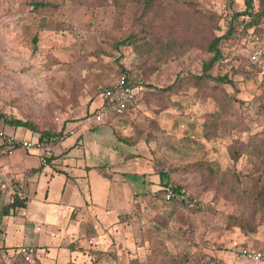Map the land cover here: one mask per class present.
I'll return each mask as SVG.
<instances>
[{"label":"rangeland","instance_id":"374dc122","mask_svg":"<svg viewBox=\"0 0 264 264\" xmlns=\"http://www.w3.org/2000/svg\"><path fill=\"white\" fill-rule=\"evenodd\" d=\"M31 1L36 0H0V114L28 120L45 131L64 133L74 127L80 136L52 146L55 157L48 167L37 170L35 208H19L11 214L24 228L0 236V264H128L134 258L146 261L151 246L185 255L186 264H258L241 254L243 248L264 247V206L247 197L246 181L241 178L225 188L219 181L180 170L186 163L207 160L229 173L247 171L245 156L235 162L232 149L264 130V76L246 60L248 32L220 45L223 58L211 73L233 81L221 86L228 98L222 106L208 90L189 86L174 94L158 90L179 75L200 73L210 53L200 47L196 34L154 22L162 27L160 34L192 41L182 53L163 59L130 45L114 48L117 40L139 31L146 22L139 0H98L89 6L54 0L59 9L50 19L63 21L69 26L65 30L44 28L43 14L31 10ZM196 1L219 15L217 35L235 12L244 9L243 0ZM239 20L247 23L249 18ZM243 31L238 26V34ZM254 32L264 37V18ZM121 69L142 74L133 111L122 117L110 115L105 124L88 128L83 120L100 110L102 88ZM236 69L247 73L237 75ZM12 131L17 137L31 138V131L5 126L0 120L3 135ZM76 140L78 144L69 147ZM16 150L12 155H17ZM84 162L102 165L88 174L87 189L80 178H69V172L79 173ZM13 169L21 174L23 164ZM158 171L166 172L162 182ZM67 181L73 183L64 188ZM164 184L183 188L192 205L176 209L175 202L165 201ZM27 187L33 190L30 183ZM85 206L92 215L95 207L99 215L105 211L108 217H98L103 229L93 241ZM72 212L84 220L79 237L65 244L64 229ZM116 213L122 216L118 223L105 227L106 220H117ZM244 219L253 232L234 222ZM21 244L37 245L33 261L15 255Z\"/></svg>","mask_w":264,"mask_h":264},{"label":"trees","instance_id":"16d2710c","mask_svg":"<svg viewBox=\"0 0 264 264\" xmlns=\"http://www.w3.org/2000/svg\"><path fill=\"white\" fill-rule=\"evenodd\" d=\"M96 1L98 0H71V2L74 4L87 6ZM256 1L258 8L257 10H254L255 0H243L244 9L242 11L235 12L232 15V18L225 31L222 34L217 35L216 31L220 30V26L218 24L219 15L213 11L201 8L196 0H139L138 2L140 3L141 9L140 15L146 18V22L143 23L139 31L135 33H129L128 35L117 40L114 43V48H119L120 45H130L136 48L137 51H147L150 52L149 54L156 53L160 56V59H163L166 55L173 52L182 53L187 48H189V46L192 44V41L186 38L179 40V37L176 35H162L158 31V29L162 27L159 25H154V22L180 27L186 32L196 34L200 37V47L204 48L206 52L210 53V56L206 58L201 64L200 73L187 72L179 75L171 83L167 84L166 86L159 87L158 90L165 94L177 93L187 86L194 87L198 90H208L210 91L212 97L216 99V101L219 100L217 101L219 104L226 106L228 103V98H224L225 92L221 86L224 84H232L233 81L227 75L214 76L212 75L211 71L214 65L223 58L220 49L222 42L229 41L232 38L244 37L247 32L249 34L251 31L254 34H257L254 32V30L259 21L264 18V0ZM29 5L32 11H37L40 14H43L41 18V24L44 28L54 30L69 29V26L63 21L53 22L50 19L52 16L51 14L59 9L58 2L54 0H36L31 1ZM241 16H247L249 21L247 23H243V21L239 20ZM240 25L244 31L241 34H238L237 28ZM251 28L252 30H250ZM36 41L37 35L34 34L32 37V42L36 43ZM245 56L249 65H251L252 68H255V70L258 71L263 77L264 67L251 64L248 60L247 51ZM123 71H125V69H121L120 73ZM235 73L237 75H242L243 73H247V71L245 69H236ZM113 82L102 88L101 103H104L102 93ZM103 106L104 104L101 107ZM101 107H99V109ZM132 111L133 108L128 109L123 114L112 115L116 117H122L128 113H131ZM0 120H2L5 126H10L13 128L22 127L26 130H29L35 136H37L39 140L43 141H48L53 136H60L62 134V131L55 132L40 130L33 122L19 118L6 117L4 114H0ZM18 148L19 146L9 145L5 143L3 139H0V149L9 152ZM232 154L235 162L238 161L241 155L245 156V163L248 165L247 171L245 173L242 174L241 172L235 170H233L231 173H229L230 171H222L218 167H215L211 161L207 160H198L186 163L180 167V170H182V172L191 171L198 173L205 180L219 181V183H221L225 188L229 187V184L232 182L241 181L242 178L248 184V188L246 190L247 197L253 198V202H259L264 206V130L254 133L246 143H243L242 145H234ZM51 159L52 156L47 159V164H49ZM42 165L43 164H41V166ZM165 173L164 171L157 172L161 182L163 177L166 176ZM164 186L163 194H165L169 189L172 190L174 194L185 195L186 193L185 190L179 186L167 187V184H164ZM169 201L175 202L176 209L192 205L190 197H187V203L176 198H171ZM25 206L26 198L22 197L19 186L13 183V192L11 193L10 202L5 204L3 207H0V215L9 216L13 214L16 209L24 208ZM175 207L173 208L174 211L176 210ZM119 217L121 218L122 216L119 215ZM234 222H236L238 227L246 230L247 232L254 231V227L247 219ZM255 250L264 251V247L256 248ZM16 251L17 248L15 250V255L18 256ZM186 258L187 257L185 255L180 253L173 254L168 252L165 248L151 246L146 261L140 262L134 258L130 259L128 264H186Z\"/></svg>","mask_w":264,"mask_h":264},{"label":"built area","instance_id":"2783aa9c","mask_svg":"<svg viewBox=\"0 0 264 264\" xmlns=\"http://www.w3.org/2000/svg\"><path fill=\"white\" fill-rule=\"evenodd\" d=\"M247 39L250 44V47L247 48L249 62L264 67V37L254 34L251 31ZM142 85L143 81L140 71H130L128 69L123 71L102 93L104 103H101L100 107L103 104L104 106L96 113L86 116L83 124L86 126L105 124L108 116L112 114H123L128 109H132L136 103V94L142 89ZM74 133L75 131L73 129H67L60 136H53L50 140L43 141L37 137L35 139H24L6 133L3 135L0 132V139H3L9 145H17L24 151L38 152L41 164L46 165L47 159L52 155V146ZM4 153L8 152L0 149V154ZM14 182L15 177L0 167V194L11 189ZM171 198L183 200L186 203L188 202L185 195L174 194L169 189L163 194V199L169 201ZM16 253L22 261L31 262L37 254V248L31 245H20L17 247ZM241 254L248 261L264 264V251L243 248Z\"/></svg>","mask_w":264,"mask_h":264},{"label":"crops","instance_id":"0c3cea01","mask_svg":"<svg viewBox=\"0 0 264 264\" xmlns=\"http://www.w3.org/2000/svg\"><path fill=\"white\" fill-rule=\"evenodd\" d=\"M94 126H96V125H94ZM94 126H92V125L88 126L87 125L88 128H92ZM68 129H73L75 131V133L73 135H70V136H67V137L75 136V137L78 138L80 136V133H79L78 129H75L74 127H69ZM10 134L11 135H15L16 133L12 131ZM36 137L37 136H35L31 132V138L30 139H35ZM70 144H69V147H74V146H76L78 144V142L76 140V141L70 142ZM64 149L67 150L68 148L64 147ZM22 150L18 148L16 150V151H18L17 155H15V154L12 155L13 150L8 152V153L0 154V167L2 169H4V170L6 169V171H8L7 169H9L8 172H10L15 177V182L14 183L17 184V186H19L20 193H21L22 197L26 198V206L24 208L26 210L32 211L31 208H35L34 204H33V202H34L33 199H34V197L36 195V192H37V186H38V181H39L38 179L40 177V175H39L37 170L39 168L41 169V168H44V167H48V165H50V162H49V164L41 166L40 158H39L40 155H39L38 152H27V151H24V150L22 151ZM55 155L56 154H55V152L53 150V147H52V155H51L52 159L55 157ZM30 157H32L33 160L28 159ZM20 162H21V164H23V172H21V174H19V172L17 170L13 169L16 166L19 167ZM94 164H96V163L94 162ZM101 166L102 165H98V164H96V166L86 165V163H85L83 167L78 169L79 173L75 172L74 174H72L71 172H69L70 173L69 174V178L70 179H72V178L74 179V178H77V177L80 178L83 181V186H85L86 189H87V188L91 187L90 186V182L89 183L87 182L88 177H89L88 174L92 171L93 167L101 168ZM87 169H88V171H87ZM51 179H54L53 175L51 176ZM29 183L33 186V190L31 192L29 191V188L27 187ZM48 183H50L49 179L46 180V184L47 185H49ZM69 183L71 184L73 182L72 181H67L66 183H64V188L66 186H68ZM48 188L49 187L47 186V188L45 189L47 193H49ZM12 192H13V186L7 192L0 194V205L7 204L8 202H10V197H11V193ZM83 209L86 212H88V214L91 215V216H87L86 219L90 223V228H92V230H93V238H90L93 241L94 235L101 234L102 233V229H103V228H101V225H98V220L97 219H98L99 216L107 219L108 218L106 216L107 213L105 211H103V214L99 215L96 212L97 208L94 207L95 211H94V214H93L94 216H93L92 212L89 211L88 206L83 207ZM113 210H114V208H113ZM114 211H116V210H114ZM77 214L78 213L72 212L70 217H69L68 223L65 226V229H64L65 235H63V238H64L63 241H64L65 244H68L69 242L73 241V239L78 238L79 235H80L79 231L81 229V224H82V222L84 220V217H81V216L79 217ZM120 214L121 213L115 215V216H117V220L114 221V222H111L110 220H108V222H107V220H106V223H105L106 226L105 227H110L112 225L117 224L118 221H119L118 217H119ZM9 216L0 215V236H1V238H2L4 233H12V232H16V231L20 232L21 231V227L24 228L22 226V222L18 223L17 221L13 220L11 215H9ZM2 227L4 229H6L7 232H3V230L1 229ZM21 245H23V244H21ZM27 245H31V246L37 247L36 244H27ZM258 264H261V263H258Z\"/></svg>","mask_w":264,"mask_h":264}]
</instances>
